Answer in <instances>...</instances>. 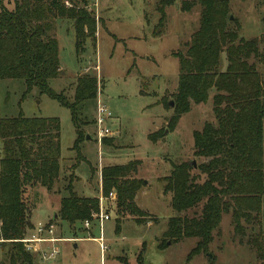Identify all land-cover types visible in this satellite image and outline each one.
<instances>
[{
	"label": "trees",
	"instance_id": "1",
	"mask_svg": "<svg viewBox=\"0 0 264 264\" xmlns=\"http://www.w3.org/2000/svg\"><path fill=\"white\" fill-rule=\"evenodd\" d=\"M86 2L12 0L9 9L5 0H0V82L22 81L25 91L21 100L36 90L69 110L77 161L86 137L82 127L88 125L77 112L86 102L96 103L98 81L91 75L78 77L72 102L51 90L49 82L58 79L61 71L58 43L49 34L56 19L70 21L76 56L83 52L86 41L90 37L94 40L95 34V21L85 11ZM163 2L165 7L172 5L171 0ZM67 4L70 8L65 7ZM193 6L201 9L199 27L185 51L173 55L178 61V78L171 95L173 116L167 130L172 132L179 119L190 112L191 104H205L210 94L214 123L207 122L201 131L193 133V158L199 161L195 169L186 162L172 164L170 174L160 179L163 194L171 196L174 216L157 246L163 251L167 243L198 239L188 261L207 250L223 215L230 214L234 235L243 236L242 222L248 225L255 220L264 195V46L260 49L258 39L239 38L238 27L230 28L227 0L184 2L181 8L189 11ZM223 55L226 67L220 70ZM59 131L57 119L24 118L21 113L0 119V241L9 247L7 264L33 263L22 243L32 228L24 190L39 186L51 192L58 181ZM154 136L150 134L149 141L160 139ZM139 166V161H131L101 170L103 197L114 193L117 214L132 216L137 223L144 213L135 204L136 195L147 186L136 178ZM72 184L70 177L67 196L60 200L58 219L69 226L93 222V216L97 220L98 198L79 197ZM199 206V215L188 218L187 213ZM115 233H120L118 225ZM246 244L258 264H264V233L250 237Z\"/></svg>",
	"mask_w": 264,
	"mask_h": 264
},
{
	"label": "rangeland",
	"instance_id": "2",
	"mask_svg": "<svg viewBox=\"0 0 264 264\" xmlns=\"http://www.w3.org/2000/svg\"><path fill=\"white\" fill-rule=\"evenodd\" d=\"M195 1L171 0L172 5L165 7L163 0H87L85 11L95 21L94 40L90 37L77 56L72 23L62 19L53 22L49 35L58 43L61 75L49 82L50 89L72 102L78 77L91 75L98 81L96 103L86 102L77 112L79 119L88 123L82 129L90 138L85 137L79 147L81 162L76 160L72 150L76 134L69 110L36 90L21 100L25 91L22 81L0 82V119L21 113L24 118L59 121L58 181L51 192L39 186L24 190L27 219L32 227L24 238L37 237L38 225L53 226L56 244L40 245L42 252H48L46 245H49L58 250V255L45 262L42 252H33L30 254L32 264H100L99 246L94 241L100 236L107 247L105 264H258L246 241L264 233V195L255 220L248 225L242 222L243 236L234 235L228 214L221 217L207 250L189 261L187 256L198 239L167 243L163 251L157 248L168 220L174 216L160 179L170 174L172 164L194 162L196 167L199 161L193 158V133L201 131L207 122L214 123L213 95L210 94L205 104H191L190 112L179 119L172 132L167 130L173 116L169 104L178 78V61L173 55L185 51L184 47L198 30L200 19L199 6L189 11L181 7L184 2ZM227 1L232 17L230 28L238 27L239 38L243 40L258 39L262 49L264 0ZM5 3L12 8V0ZM75 6L80 5L75 3ZM65 7L70 8V5ZM224 57H221L220 70L224 64L226 66ZM258 70L262 71L260 65ZM98 103L111 116L106 126L112 133L105 138L98 137L95 125ZM150 134L160 139L151 142ZM262 146L264 171V120ZM1 148L0 140V158ZM131 161L140 162L136 178L147 184L136 195V203L144 213L138 223L132 216L118 215L116 199L112 200L109 195L102 204V212L109 216V221L102 226L93 221L86 229L83 224L69 226L58 219L60 200L67 196L65 189L70 177L73 191L79 197L99 198L102 195L101 170ZM200 210L201 206L188 212L187 217L199 215ZM117 225L118 235L115 233ZM8 248L0 241V263H8Z\"/></svg>",
	"mask_w": 264,
	"mask_h": 264
},
{
	"label": "built area",
	"instance_id": "3",
	"mask_svg": "<svg viewBox=\"0 0 264 264\" xmlns=\"http://www.w3.org/2000/svg\"><path fill=\"white\" fill-rule=\"evenodd\" d=\"M111 116L110 113L105 109L103 105L98 103L97 109H96V119H95V125L98 130V137L99 138H105L108 136H111V131L107 128V123L110 120ZM109 198L112 200L115 198L114 193L109 194ZM106 197H103L100 195L98 198V203H99V214L97 216H93L94 221H98L100 223V226H102V223L109 221V216L106 214H103L102 212V204L103 201L106 200ZM89 221L83 222V227L88 229L90 227ZM101 228V227H100ZM36 234L37 237H32L31 239H25L22 241L24 249L27 253H38L42 252L40 244L42 243H48L50 245L56 244V240L53 237L54 235V227L53 226H43V225H38L36 228ZM39 236H43L42 238H39ZM50 236V237H48ZM100 250V264H105V253L107 252V247L104 244L102 236H100L98 239L94 240ZM48 247V252H42V259L46 261H51L55 259V257L58 255V250L56 248L50 247L49 245H46ZM47 254V255H46Z\"/></svg>",
	"mask_w": 264,
	"mask_h": 264
},
{
	"label": "water",
	"instance_id": "4",
	"mask_svg": "<svg viewBox=\"0 0 264 264\" xmlns=\"http://www.w3.org/2000/svg\"><path fill=\"white\" fill-rule=\"evenodd\" d=\"M230 20H232V17H230ZM169 105H170V107H173L172 102H171ZM86 140H90V138H89V137H86ZM191 166H192L193 168H195V164H194V162L191 163Z\"/></svg>",
	"mask_w": 264,
	"mask_h": 264
},
{
	"label": "crops",
	"instance_id": "5",
	"mask_svg": "<svg viewBox=\"0 0 264 264\" xmlns=\"http://www.w3.org/2000/svg\"><path fill=\"white\" fill-rule=\"evenodd\" d=\"M225 67H226V66H225V64H224V67L222 68V70H224ZM144 188H145V187H144ZM144 188H143V189H144ZM143 189H142V190H143ZM166 196L169 198V203H170V198H171L170 194H167ZM135 204L137 205V203H136V199H135ZM137 207H138V205H137ZM138 208H139V207H138ZM139 209H140V208H139ZM140 210H141V209H140ZM58 211H59V210H58ZM54 215H55V214H54Z\"/></svg>",
	"mask_w": 264,
	"mask_h": 264
}]
</instances>
